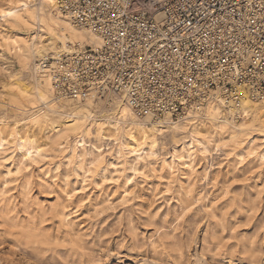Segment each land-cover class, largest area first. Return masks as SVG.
<instances>
[{
    "label": "rangeland",
    "instance_id": "obj_1",
    "mask_svg": "<svg viewBox=\"0 0 264 264\" xmlns=\"http://www.w3.org/2000/svg\"><path fill=\"white\" fill-rule=\"evenodd\" d=\"M11 1L0 0V10L12 6ZM37 33L36 24L17 20L0 28V128L7 133L25 125L38 143H46L73 117L67 134L72 141L79 127L90 125L85 141L92 152L89 146L96 144L97 125L107 119L111 102L66 101L58 104L60 110L73 103L77 110L62 117L42 106L36 98L35 62L78 42L46 40L47 50L30 57L26 66L13 52L11 39ZM263 105L252 106L246 123L256 135H264ZM183 136L170 129L160 135L157 156L136 161L139 172L130 169L132 158L120 164L115 141L104 142L108 178L103 180L97 169L81 179V173L63 164L65 149L50 144L46 149L54 159L48 166L33 164L10 175L7 184L8 164L1 163L0 264H110L113 259L118 264H160L165 259L169 264H264V163L249 159L238 165L233 152L228 157L223 152L198 156L189 178L177 162L173 171L166 166ZM56 162L60 167L54 174Z\"/></svg>",
    "mask_w": 264,
    "mask_h": 264
},
{
    "label": "built area",
    "instance_id": "obj_2",
    "mask_svg": "<svg viewBox=\"0 0 264 264\" xmlns=\"http://www.w3.org/2000/svg\"><path fill=\"white\" fill-rule=\"evenodd\" d=\"M59 6L100 39L38 58L40 75L62 100L117 95L154 118H177L216 97L236 108L264 102V0H59Z\"/></svg>",
    "mask_w": 264,
    "mask_h": 264
},
{
    "label": "bare ground",
    "instance_id": "obj_3",
    "mask_svg": "<svg viewBox=\"0 0 264 264\" xmlns=\"http://www.w3.org/2000/svg\"><path fill=\"white\" fill-rule=\"evenodd\" d=\"M12 1V6L8 4L7 8L0 10L13 13L10 17L0 16V28L5 23L17 20L23 23H34L38 29V33L32 36L35 39L22 38L19 40L17 36L11 39L13 52L26 66L34 54L42 56L41 53L48 48L46 40L55 37H58V40L78 42L67 46L65 52H69L73 45L86 43L84 45L97 46L100 44L98 37L59 11V0H54L51 4L48 3V0H38V9L33 8L37 0ZM33 74L37 82L36 98L42 106H50L51 110L61 117L76 112L77 107L74 106V103L67 104L63 110L59 109L58 104H64L66 100L53 94L50 81L40 75L37 62L33 66ZM102 101L107 104L111 102L112 110L107 119H101L102 123L97 125V133L94 136L96 144L89 146L92 147V152L86 149L88 145L85 141L91 134L89 132L90 125L84 128L79 127V133L74 136L72 141L71 136L67 134L68 126L74 124L73 117L64 123L63 128L47 136L46 143H38L32 134L25 130V125L21 127L15 125L7 133L0 128V164H8L4 175L5 184H7L10 175L20 173L21 170L27 169L33 164L48 166L52 162L50 160L54 159V156L46 149L49 144L52 145L51 147L65 149L61 152L63 153V164L67 168H71L75 174L81 173V179H87V176L96 169L101 173L102 180L108 178L107 165L104 164V150H102L106 141L116 142L117 152L115 155L121 165L132 158L128 165L133 172H139L141 168L138 167L136 161L138 159L145 161L156 157L159 136L169 129L184 136L176 146H173L170 161L166 162V166L173 171L175 162H177L186 168L189 178L195 173L198 156L207 158L223 152L228 157L233 152L238 165L246 163L249 159H255V163L258 165L264 163V135L253 134V130L246 128L250 109L253 108V105L261 103L253 104L244 101L236 108L232 104H227L222 98L216 97L208 100L202 106L188 109L185 114L177 118L170 116L154 118L148 113L138 114L126 104L123 98L117 95H107ZM66 103H71V101ZM227 149H230L229 152H226ZM11 162L13 170L9 164ZM59 167V162L54 163L52 172L55 174ZM204 176H206V171H204Z\"/></svg>",
    "mask_w": 264,
    "mask_h": 264
},
{
    "label": "snow or ice",
    "instance_id": "obj_4",
    "mask_svg": "<svg viewBox=\"0 0 264 264\" xmlns=\"http://www.w3.org/2000/svg\"><path fill=\"white\" fill-rule=\"evenodd\" d=\"M53 2H54V0H48V3H50V4ZM12 15H13V13L10 11H0V16L10 17ZM29 39H35V37H29ZM262 178H264V177H262ZM129 183H131V180H129ZM260 211L264 212V208L260 209ZM253 214H255V209L253 211ZM239 227H246V225L240 224ZM53 228H55V226H53ZM261 231H264V228H262ZM61 255H64V254L61 253ZM70 264H72L71 261H70ZM88 264H91V262H88ZM110 264H118V262L115 259H113L112 261H110ZM125 264H126V262H125ZM160 264H169V261L165 259V260L160 261Z\"/></svg>",
    "mask_w": 264,
    "mask_h": 264
}]
</instances>
